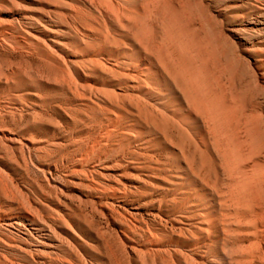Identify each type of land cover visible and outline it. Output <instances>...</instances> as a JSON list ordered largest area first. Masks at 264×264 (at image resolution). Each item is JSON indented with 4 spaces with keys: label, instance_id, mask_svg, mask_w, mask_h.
Returning a JSON list of instances; mask_svg holds the SVG:
<instances>
[{
    "label": "bare ground",
    "instance_id": "bare-ground-1",
    "mask_svg": "<svg viewBox=\"0 0 264 264\" xmlns=\"http://www.w3.org/2000/svg\"><path fill=\"white\" fill-rule=\"evenodd\" d=\"M48 1L0 0V91L9 92L0 115L21 112L44 85L59 87L66 108L93 133L71 143L64 166L122 220L124 235L140 231L150 257L167 252L172 264H184L158 227L170 217L161 209L171 198L177 206L168 213L182 214L179 230L198 233L190 235L198 247L186 263L207 264L192 255L203 240L205 254L224 246L216 253L223 264H264V0H59L68 7L18 10L46 9ZM23 134L2 133L1 142L22 143L26 135L34 145L33 134ZM24 149L34 162L29 144ZM127 159L137 165L133 176L146 172L149 186L163 189L157 214L120 204L138 187L104 167L115 161L121 169ZM2 168L0 159V264H75L78 256L52 225L63 221L62 201L14 187Z\"/></svg>",
    "mask_w": 264,
    "mask_h": 264
},
{
    "label": "rangeland",
    "instance_id": "rangeland-1",
    "mask_svg": "<svg viewBox=\"0 0 264 264\" xmlns=\"http://www.w3.org/2000/svg\"><path fill=\"white\" fill-rule=\"evenodd\" d=\"M46 6L48 8L42 9L41 7L28 6L27 4H23L22 7L18 10L20 12H29L32 14L39 15L43 13L45 14L47 13V11L54 12L57 10V8H60V6L68 7L59 0L48 1V3H46ZM2 62L4 63V60L3 58L0 57V64H1L0 67L4 66ZM7 62L8 61H5V64ZM15 62L18 63L19 61L9 60L8 64L10 63L14 64ZM31 64L32 66L36 65L35 63H31ZM89 79L97 80L96 77H92V78L89 77ZM51 87L52 85H46V86L44 85V88L42 87L43 91L41 88V91L37 95L35 94L36 96L35 95L31 96V94H28L26 101H24L23 103L24 107L21 110V112H15L13 116H10L9 114H5L4 112H2V114L0 115V116L3 115V118H4L3 120V118L0 117V142H1V134L2 133L8 134L9 132L11 133L16 132V134L32 133L33 134L32 136L34 137L33 141H35L34 145H32L31 143H29L28 139L25 138L26 136L25 135L23 137L22 143H17V144L12 145V144L1 142L0 143V159L3 162V168L1 172L3 173V170H4V175L6 176L8 174V176L6 177H9L8 179L11 178L10 180L11 182H13L14 187L19 186V188L20 187L22 188L21 190L25 189L23 191L25 193L27 192V194L31 191L33 192V191L39 190V192H44L43 194L50 197V199L52 200H55L54 198H56V200L62 201L61 208L64 209L62 210V213L64 215L63 221L56 219L57 221L56 220H55L56 222L53 221L52 225L54 228H56L55 230L59 232L57 233L59 234V238L63 240L64 243L73 250V252H75L74 253L75 255L78 256L79 259L75 262V264L77 263L78 264H169V263L172 264L173 261L170 260V254L167 252H164L165 253L164 254L162 251L160 253L159 251H157L156 254H154L156 256H152V257H150V255L147 254V252L144 250V246L146 245V240H145L146 238L142 232L135 231V232H132L131 235H130V232H128L129 235L128 233H127V236L124 235L123 231H124L125 226L123 225L122 220L119 219L118 216H115V215L110 216L113 213L110 208L106 207L104 204H101L102 199H100V195L96 193H92V191L87 187V183L84 180L83 176H75L74 178V176L71 175L68 172V170L65 168L64 165H68L67 164L68 154L71 153V151H73L72 150L73 148H71L72 144H77L76 142H78L79 144L80 141L86 143L88 140V136L93 134L92 126L88 122H85V120H82L83 119L82 115H77L75 113L72 115V113L69 112L70 111L69 108H66L67 107L66 106V96L63 95L64 92L57 86L53 85V87L52 88ZM1 92H3L4 94ZM8 94L9 92L5 93V91H0V99H1L0 104L4 103V101H7V98L9 97ZM12 94H19V93H12ZM39 94H41L42 96L41 95L39 96ZM60 94H62V96ZM37 96H38V100H37ZM3 98H6V99L3 100ZM24 109L25 110L32 109V110L25 111ZM16 113L17 115L18 114L20 115V116L18 115L19 118L16 115ZM12 117L16 121H14ZM73 118L74 120L78 122L83 121L85 125L82 122L78 123L77 125L73 124V121H74ZM6 122L11 128L7 124H5ZM10 122L11 124H9ZM4 127L5 128L7 127V128L5 129ZM8 128L11 130H9ZM88 128H91V129H88ZM34 130L36 131L34 132ZM76 139H79V140L76 141ZM60 142H62L63 145L62 144L60 145L59 144ZM25 144H29L30 152L35 154V156L37 155L36 156L37 158H36L32 154V156L34 157V159L32 160L34 162L32 163L30 162L31 160H29V157L24 159L23 154H25L26 156H29V154L26 153L27 152L26 149L22 150V147L23 146L25 147ZM50 144H51V147H50ZM59 145L61 148H59ZM60 159H63V160L59 161ZM127 160L126 162L132 161L130 159H127ZM126 162H125L126 165H123V168H122V165H120L121 169L115 165L116 163L115 161L113 162L110 161L106 163L104 167V168H108L109 173L111 175L118 176L117 178H119V180L122 183L137 186L138 192L142 194L141 197H139V193H138L136 195V197L138 196L137 198L136 197L133 198L132 201H130L131 199H129L128 201H126V203H120V204H124L131 212L135 214L142 213V215H144L145 217H148V214L149 215L154 214V213L157 214L159 212L158 209H160L159 198L161 199V196L164 195L163 194L164 192L162 191L163 189L155 185L150 187L148 182L146 181L147 180L146 176L148 174L146 172L141 173L142 179L141 178L139 179L138 176L136 178L135 177L136 174H139V173L138 172L136 173V169L134 168H137V165H134L131 162H129L131 164L128 165V163ZM126 170L128 172L127 174L125 173ZM123 174L125 176H123ZM164 174H162L161 176L159 175V177H156V178L160 179L161 177L162 179L166 176ZM143 178L145 180H143ZM142 180L144 182L146 181L147 184L142 182ZM139 182L141 183L139 184ZM141 186L142 187L144 186V187L142 188ZM148 188H151V190ZM143 191L145 194L143 193ZM146 193H149V194H146ZM79 196L82 197V199H79L78 198ZM14 199L17 200V201L13 200L14 202H16V207H17V204L22 202V199H20L18 195H17V198L15 197ZM167 199L170 200L171 198L165 199L164 204H162L161 211L163 213H167V216H170V217H166L167 223L164 224V226H160L159 224L158 227L163 228V229L165 228L164 230L167 232V233L165 232V234L169 236L168 237L166 236L165 238L167 240L165 239L164 241L173 242L171 250L173 251L177 250L178 253L180 252L181 254V255L178 254L179 256L178 259L180 258L183 262H185L184 264H189L190 262L188 261L186 263L187 260L185 258L187 257L189 253L190 254L192 253V250H195L198 247V246L196 247V241L194 240L196 238L194 237V239L192 240L193 237L191 238L190 235L198 236V233L195 232L194 229L192 232L189 231V233L185 232V230H183L184 228L180 229L182 231L179 230L181 226H179L174 221H177V219H180V215L182 214H176V213H171V212L168 213V210H171L172 206H174L173 208L177 206V203H170L168 202L169 200ZM72 201H73V205H72ZM37 203L41 204L45 202L37 200ZM78 208H80L81 210L78 211ZM107 209H110V210H107ZM82 210L85 212H83ZM98 210L99 212L103 211L104 215L106 216H102L101 218L100 216L99 218L95 216L96 211ZM12 214L13 216L20 215L18 211H15ZM114 219L116 220V222H114L115 221ZM119 220L121 221L122 224L119 222ZM202 241H200L199 243V246L201 247L203 246L202 251L196 250L194 254L192 255L196 256L195 258L199 259V261H204V263H207V264H209L208 261H214L213 264H223V261H221L220 259H217L216 253L220 251L219 248L221 249L220 252H222L224 246L222 244L215 246L214 248L215 251L209 255V254H205L206 249H204V244ZM177 245H181V247ZM202 258L203 259L205 258V259L203 260ZM53 262L54 264H64V262L57 263L55 261H49L48 264H51V263L53 264ZM228 262L229 264L231 263V261L227 260L225 264H228ZM66 263L67 262H65V264ZM68 263L74 264V262L72 261L71 262L69 261Z\"/></svg>",
    "mask_w": 264,
    "mask_h": 264
}]
</instances>
